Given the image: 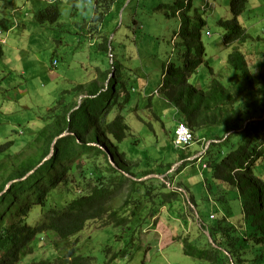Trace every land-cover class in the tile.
<instances>
[{
    "label": "trees",
    "instance_id": "1",
    "mask_svg": "<svg viewBox=\"0 0 264 264\" xmlns=\"http://www.w3.org/2000/svg\"><path fill=\"white\" fill-rule=\"evenodd\" d=\"M92 1L94 12L90 22L94 32L104 23V13L117 0ZM230 1L232 17L218 20L226 45L244 42L251 36L239 21L250 0ZM190 3L191 0H172V13L177 17L185 4ZM40 4L34 8V20L38 24L61 27L60 0L50 3L42 0ZM169 14L166 10L164 16L168 18ZM4 22L0 19V25ZM130 24L134 27L138 24L134 15L126 27ZM180 24L184 26L183 19ZM203 24L197 26L194 38L165 65L164 79L158 90L174 107V129L183 122L192 130L193 141L199 137L200 130H207L208 135L213 133L219 139L210 142L200 161H190L202 165V176L207 169L205 197L206 202L213 201L215 211H200L201 199L183 183L182 191L168 188L164 179L156 175L163 169L138 173L126 165L127 151L119 144L135 134L126 122V111L118 105L117 96L125 91L120 90L117 95L119 64L113 62V70L101 73L105 80L107 73L114 71L105 89L95 80L87 87L88 96L81 103H68L62 111H51L47 116L35 114V118L43 119L47 126L35 138L44 140V146L13 167L0 183V264H92V255L79 253V233L91 226L98 230L110 226L122 228L123 232H128L132 245L139 238L135 234L143 232L142 225H147L145 218L138 225L135 220L143 212L152 216L157 210V200L171 207L183 194L196 206L197 216L192 217L199 225L196 236L182 240L185 254L209 264H264V95H258L259 90L264 94V69H250L245 55L238 47H233L227 60L240 76L230 85L224 84L221 78L214 76L212 67L204 59L206 52L197 31ZM125 33L129 36L133 30L127 28ZM108 46V37H105L99 48L108 51ZM203 63L209 66L211 73L205 89L191 82ZM83 87L74 88V95ZM126 95L128 98L129 93ZM112 113L114 115L108 119ZM49 118H52L51 123ZM46 129L48 132L44 133ZM136 138L129 140V145H137ZM9 144L0 145V155ZM52 146V155L45 159ZM193 153L189 149L188 153L179 154L183 159ZM97 157L102 162H95ZM155 161L159 160L151 159L149 164ZM3 166L0 164L1 168ZM13 179L16 181L5 189ZM121 195V203L115 206L114 197ZM149 203L151 210L147 207ZM35 206L40 210L34 212ZM12 212L14 220L7 225L3 219ZM35 214L39 218L31 224L29 220ZM41 236L64 250L61 256L65 258L59 259L60 263L57 259L61 256L25 259L32 250L31 243ZM195 241L200 244L198 247H194ZM110 250L108 247L107 253ZM129 253L130 248L126 246L114 252L111 259Z\"/></svg>",
    "mask_w": 264,
    "mask_h": 264
},
{
    "label": "rangeland",
    "instance_id": "2",
    "mask_svg": "<svg viewBox=\"0 0 264 264\" xmlns=\"http://www.w3.org/2000/svg\"><path fill=\"white\" fill-rule=\"evenodd\" d=\"M41 1L0 0V19L15 24L11 31L0 27L9 46L2 45L4 53L0 59V143L10 141L11 145L6 152L8 157L0 159V164H4L0 167V183L13 167L44 146V140L37 141L35 138L47 126L43 119L35 118V114L38 112L47 116L51 111H62L68 103H81L87 94L78 90L74 95V88L82 83L90 86L94 79L102 78L101 73L106 69L113 70V62H116L119 64L117 95L120 90L125 91L117 96L118 105L126 111V122L131 133L135 134V137L129 135L119 144L121 149L127 151L124 162L138 173L163 169L162 173L156 175L164 179L168 188L179 190L183 183L198 200L201 199L200 211H215L216 207L206 202L205 197V178L209 177L207 169L202 176V165L190 161L194 160L197 152H203L211 141L219 139L213 133L208 135L207 130H200L193 144L184 149L176 148L173 138L174 107L155 89L162 79L165 65L194 38L193 33L201 20L204 25L199 26L197 31L206 47L204 59L213 66L214 75L217 74L224 84L230 85L240 76L225 63L224 58L221 60L233 47L240 48L246 55L252 70L264 69V0L248 2L239 21L246 27L251 39L236 42L235 46L223 43L222 28L218 22L219 19L232 17L230 0H214L205 10L200 5L204 0H191L188 6L185 4L182 13L176 14L177 17L172 13V0H133L128 7L127 0H121L113 3L110 10L104 13V23L94 32L93 23L90 22L94 12L92 0H60L61 27L38 24L34 20V8L40 6ZM166 10L170 13L168 18L164 16ZM133 15L138 24L126 27ZM182 19L185 22L183 27L180 24ZM127 28L133 30L134 35L128 36L125 33ZM105 37H108V51L99 48ZM208 71L209 66L203 63L191 77V82L205 89L211 75ZM113 75L114 71H111V74L107 73L108 78L98 81L106 86ZM258 95L264 94L259 90ZM113 115L109 114L108 119ZM51 119H48L49 123ZM23 129L25 131L22 133ZM43 132H48V129ZM135 138L139 140L138 144L129 145V140ZM189 149L195 155L193 153V156L182 159L179 153H188ZM109 159L114 165L113 160ZM151 159L159 161L149 164ZM95 162H102V159L97 157ZM155 172L153 170L152 173ZM74 175L77 176V173ZM122 197H114L113 204L119 205ZM204 198L205 201L202 200ZM150 203L147 206L149 210L152 207ZM156 204L157 210L152 216L143 212L135 220L138 225L145 218L147 225H142L143 232L135 234L139 238L134 244L129 243L128 232H123L122 228L110 226L98 230L91 226L78 234L79 253L92 255V264H209L183 252L182 240L198 234V222L192 217L197 216L196 206H192L185 194L171 207L159 200ZM38 210L39 206H35L34 212ZM14 215V212L7 214L3 222L9 225ZM38 218L35 214L29 221L35 224ZM194 243V247L200 245L197 241ZM126 246L130 248L129 254L111 259L114 252ZM31 247L26 260L32 257H58L64 253L42 236L37 237ZM108 247L111 250L107 253ZM62 258L65 257H59L57 262L60 263L59 259Z\"/></svg>",
    "mask_w": 264,
    "mask_h": 264
},
{
    "label": "clouds",
    "instance_id": "3",
    "mask_svg": "<svg viewBox=\"0 0 264 264\" xmlns=\"http://www.w3.org/2000/svg\"><path fill=\"white\" fill-rule=\"evenodd\" d=\"M48 3H50V2H53L54 0H46ZM117 1H121V0H117ZM116 1V2H117ZM133 0H127V4H126V7H128L130 4H131V2H132ZM115 2V3H116ZM212 2H214V0H204L203 2H202V4H200L201 6H202V8L205 10V9H207L209 6H211V3ZM130 12H131V10H130ZM231 13V12H230ZM179 13H177V15H178ZM133 18V17H132ZM201 22H204V21H202L201 20ZM200 22V23H201ZM13 23V22H12ZM12 23H7V21H5L2 25H0V27L2 28V29H5V30H7V31H11L12 30V28H13V25H15V24H12ZM204 25V24H203ZM202 26V25H201ZM200 33V32H199ZM263 33H264V31H263ZM3 34H4V30L2 31L1 29H0V59H2V57H3V53H4V51H3V44H5L6 45V38L3 36ZM82 35V34H81ZM90 37H91V35H90ZM200 37H201V34H200ZM201 39V38H200ZM222 39H223V32H222ZM248 39H251V38H248ZM248 39L245 41V42H248ZM201 42H202V40H201ZM225 45H226V43L225 42H223ZM203 44V43H202ZM229 45V44H228ZM7 46V45H6ZM204 46V45H203ZM182 49V48H181ZM240 49V48H239ZM204 50H205V52H206V47L204 46ZM232 50V49H231ZM230 50V51H231ZM241 50V49H240ZM182 51V50H181ZM229 51V52H230ZM228 52V53H229ZM204 54H206V53H204ZM244 54V53H243ZM245 55V54H244ZM225 59V63H227L228 65H229V63H228V60H227V56L225 57V56H222L221 57V60L222 59ZM245 58H246V55H245ZM220 60V61H221ZM246 62H247V59H246ZM56 63V61H54L53 62V64H55ZM248 64V63H247ZM211 67H213V66H211ZM229 67H230V65H229ZM248 67L250 68V69H252L251 67H250V65L248 64ZM163 72H164V70H163ZM104 72H102V74H103ZM165 73V72H164ZM164 73H162L161 74V77H162V79H161V81H160V83H159V86H161L162 85V81H163V79H164ZM208 73H209V71H208ZM211 74V73H210ZM100 75V74H99ZM211 76V75H210ZM210 76H209V79H210ZM214 76H217V77H219L217 74L216 75H214ZM220 78V77H219ZM102 79V78H101ZM108 82V81H107ZM82 86H84L83 88H82V91H85L86 92V94H87V87H89L88 85L86 86L84 83H82L81 84ZM108 85H106V86H104V89L107 87ZM159 86H158V88H159ZM86 87V88H85ZM158 88L157 89H155V92H157V91H159L158 90ZM86 96H88V95H86ZM4 106L2 105V108H3ZM0 120H1V118H0ZM176 128V127H175ZM191 130V129H190ZM25 130L23 129L21 132L23 133ZM192 131V130H191ZM28 132H30V131H28ZM31 133V132H30ZM68 133V131L67 132H64V134L63 135H65V134H67ZM61 135V134H60ZM60 135H58V137H60ZM58 137H56V138H58ZM173 138H175V129H174V136H173ZM7 142H10V141H5V142H2V143H0V145L1 144H5V143H7ZM195 141H193V142H191L190 144H188V145H186V146H184V147H178V149L180 148V149H184V148H187L189 145H191V144H193ZM10 144H9V147H7L6 148V150H5V152L4 153H2L1 155H0V159L1 158H3V157H6L7 156V154H6V152L9 150V148H10ZM174 146H175V144H174ZM176 148H177V146H175ZM207 148V147H206ZM53 146H52V148H51V150H50V152H49V154L45 157V159H47V158H49L51 155H52V153H53ZM206 150V149H205ZM205 150L203 149L202 151L203 152H197L196 153V155H195V153L193 154V155H195L194 156V159H196L197 161H200L201 160V157H202V155H203V153L205 152ZM110 155L111 154H109V157H110ZM192 155V156H193ZM187 158V157H186ZM186 158H183V159H186ZM112 159V158H111ZM24 178V177H23ZM14 180H16V179H13L12 181H14ZM11 182V181H10ZM10 182H8L7 183V185L10 183ZM6 185V186H7ZM6 186H5V189H6ZM179 190H181L182 191V188H180ZM211 200V199H210ZM211 202L213 203V201L211 200ZM213 205H214V203H213Z\"/></svg>",
    "mask_w": 264,
    "mask_h": 264
},
{
    "label": "built area",
    "instance_id": "4",
    "mask_svg": "<svg viewBox=\"0 0 264 264\" xmlns=\"http://www.w3.org/2000/svg\"><path fill=\"white\" fill-rule=\"evenodd\" d=\"M193 141V133L187 124L179 122L175 128L174 143L177 147H184Z\"/></svg>",
    "mask_w": 264,
    "mask_h": 264
},
{
    "label": "crops",
    "instance_id": "5",
    "mask_svg": "<svg viewBox=\"0 0 264 264\" xmlns=\"http://www.w3.org/2000/svg\"><path fill=\"white\" fill-rule=\"evenodd\" d=\"M82 36H83V34H82ZM7 47H9V46H7ZM12 47H13V46H12ZM99 76H100V75H99ZM94 80H97V81H98V80H101V79H98V78H97V79H94ZM94 80H93V81H94ZM90 81H92V80H89L88 82H90ZM98 83H99V81H98ZM23 90H26V89H23ZM17 119H20V118H17ZM31 119H32V120H31ZM31 119H28V121H29V120H31V121L34 120V118H31ZM31 121H30V122H31Z\"/></svg>",
    "mask_w": 264,
    "mask_h": 264
},
{
    "label": "water",
    "instance_id": "6",
    "mask_svg": "<svg viewBox=\"0 0 264 264\" xmlns=\"http://www.w3.org/2000/svg\"><path fill=\"white\" fill-rule=\"evenodd\" d=\"M64 134V133H63ZM63 134H61L60 136H62ZM110 158H112V156L110 155Z\"/></svg>",
    "mask_w": 264,
    "mask_h": 264
}]
</instances>
